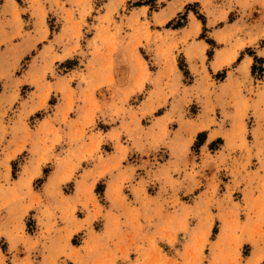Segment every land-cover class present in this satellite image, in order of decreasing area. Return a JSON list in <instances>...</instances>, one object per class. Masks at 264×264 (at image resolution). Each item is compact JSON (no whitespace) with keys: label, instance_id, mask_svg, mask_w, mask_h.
<instances>
[{"label":"rangeland","instance_id":"rangeland-1","mask_svg":"<svg viewBox=\"0 0 264 264\" xmlns=\"http://www.w3.org/2000/svg\"><path fill=\"white\" fill-rule=\"evenodd\" d=\"M255 254L264 0H0V264Z\"/></svg>","mask_w":264,"mask_h":264},{"label":"bare ground","instance_id":"bare-ground-1","mask_svg":"<svg viewBox=\"0 0 264 264\" xmlns=\"http://www.w3.org/2000/svg\"><path fill=\"white\" fill-rule=\"evenodd\" d=\"M184 2H185V1H184ZM174 5H176V4H174ZM173 7H174V6H173ZM170 10H171V8H170ZM173 14H174V13H173ZM194 27H195V26H194ZM257 253H258V252H257ZM253 257H254L253 259H252V258L250 259L251 262L249 261L251 264H258V262L260 261V258H262V257H261L260 255H258V254H257V255L255 254ZM250 263H249V264H250Z\"/></svg>","mask_w":264,"mask_h":264},{"label":"crops","instance_id":"crops-1","mask_svg":"<svg viewBox=\"0 0 264 264\" xmlns=\"http://www.w3.org/2000/svg\"><path fill=\"white\" fill-rule=\"evenodd\" d=\"M253 60V59H252ZM254 62V61H253ZM211 134V133H210ZM208 140L211 141V140H214V137H208Z\"/></svg>","mask_w":264,"mask_h":264}]
</instances>
